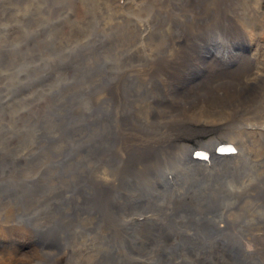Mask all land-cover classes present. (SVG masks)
Segmentation results:
<instances>
[{
	"label": "bare ground",
	"instance_id": "6f19581e",
	"mask_svg": "<svg viewBox=\"0 0 264 264\" xmlns=\"http://www.w3.org/2000/svg\"><path fill=\"white\" fill-rule=\"evenodd\" d=\"M104 5L115 57L44 90L0 184V264H264V0Z\"/></svg>",
	"mask_w": 264,
	"mask_h": 264
},
{
	"label": "rangeland",
	"instance_id": "374dc122",
	"mask_svg": "<svg viewBox=\"0 0 264 264\" xmlns=\"http://www.w3.org/2000/svg\"><path fill=\"white\" fill-rule=\"evenodd\" d=\"M102 1L55 0L48 3L53 8L41 0L0 2V184H28V148L41 126L33 121L47 100L40 101L44 90L60 80L81 83L93 67L92 61L81 66L84 59L115 57L110 38L93 43L96 30L108 22L110 9ZM75 15L78 22L72 23ZM98 68H104L103 60ZM29 108L36 113L26 119ZM39 131L34 134L45 132Z\"/></svg>",
	"mask_w": 264,
	"mask_h": 264
}]
</instances>
